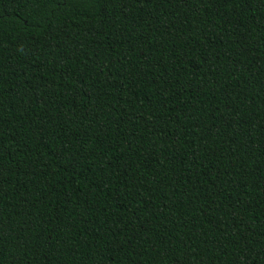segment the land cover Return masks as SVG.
I'll return each mask as SVG.
<instances>
[{
    "label": "trees",
    "instance_id": "trees-1",
    "mask_svg": "<svg viewBox=\"0 0 264 264\" xmlns=\"http://www.w3.org/2000/svg\"><path fill=\"white\" fill-rule=\"evenodd\" d=\"M0 264H264V0H0Z\"/></svg>",
    "mask_w": 264,
    "mask_h": 264
}]
</instances>
